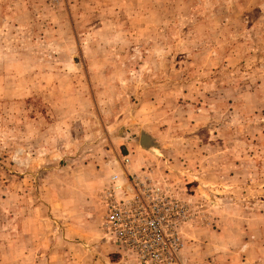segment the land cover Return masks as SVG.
<instances>
[{
  "label": "rangeland",
  "instance_id": "obj_1",
  "mask_svg": "<svg viewBox=\"0 0 264 264\" xmlns=\"http://www.w3.org/2000/svg\"><path fill=\"white\" fill-rule=\"evenodd\" d=\"M140 172L172 264H264V0H0V264H136L100 196Z\"/></svg>",
  "mask_w": 264,
  "mask_h": 264
},
{
  "label": "built area",
  "instance_id": "obj_2",
  "mask_svg": "<svg viewBox=\"0 0 264 264\" xmlns=\"http://www.w3.org/2000/svg\"><path fill=\"white\" fill-rule=\"evenodd\" d=\"M120 163L128 166L125 155ZM104 238L136 264H172L181 248L180 228L187 206L146 172L112 175L102 189Z\"/></svg>",
  "mask_w": 264,
  "mask_h": 264
},
{
  "label": "water",
  "instance_id": "obj_3",
  "mask_svg": "<svg viewBox=\"0 0 264 264\" xmlns=\"http://www.w3.org/2000/svg\"><path fill=\"white\" fill-rule=\"evenodd\" d=\"M138 145L144 150H151L153 148H156V145L154 144L150 136L145 133H140Z\"/></svg>",
  "mask_w": 264,
  "mask_h": 264
},
{
  "label": "crops",
  "instance_id": "obj_4",
  "mask_svg": "<svg viewBox=\"0 0 264 264\" xmlns=\"http://www.w3.org/2000/svg\"><path fill=\"white\" fill-rule=\"evenodd\" d=\"M101 194V193H100ZM101 198V197H100Z\"/></svg>",
  "mask_w": 264,
  "mask_h": 264
}]
</instances>
